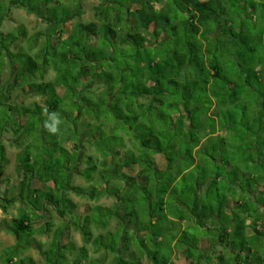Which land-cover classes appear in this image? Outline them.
Here are the masks:
<instances>
[{"label": "trees", "instance_id": "trees-1", "mask_svg": "<svg viewBox=\"0 0 264 264\" xmlns=\"http://www.w3.org/2000/svg\"><path fill=\"white\" fill-rule=\"evenodd\" d=\"M231 2L232 0H100L94 9V20L76 24L67 38L59 42L62 46L67 45L62 57L67 68L62 73L58 70L61 75L54 83L45 82L44 76L40 78L41 83L28 81L25 73H22V79L19 80V72L25 70L23 67L16 73L17 78L14 75L10 83L0 86L10 91L19 87L25 91L27 87L33 94L45 99L44 105L36 102L30 108L12 106L6 102L9 96L0 101V106L6 107L13 115L12 125L7 120L0 125V184L6 160L3 144L5 132L10 131L19 137L24 124L30 121L32 131L43 134L45 138H42L44 143L40 149L41 155L30 153L29 146L26 147V154L21 151L23 156L18 158L20 180L15 186L17 194L10 196L8 189L4 192L0 200L3 213L7 215L9 209L19 203L30 207L35 217L42 218L40 210L43 209L44 201L49 199V204L53 205L58 216L65 218L68 212H72H67V204L71 210L75 209L73 202L67 198V186L78 166L81 144L86 142L98 152V157H89L83 176L89 181L96 179L101 187L98 189L92 186L88 191L80 187L70 188L77 195L86 196L90 200L111 196L115 199V204L108 208L95 207L106 218L101 216L96 221L87 217L85 223L79 226L84 243L94 244L98 251L105 247L112 252L118 251L117 240L119 249L122 241L128 247L130 238L136 237L123 234L128 222L135 225L139 232L151 231L153 236H157L155 240L150 237L155 250L146 249V253L132 252L127 259L119 254L116 264H146L145 260L148 261L147 264H176L164 255L161 247L163 239L159 238L165 221L169 220L168 208L178 216L174 218L190 217L180 210L181 204L188 206L176 191L181 177H192L191 216L199 219H207L213 212L216 213L212 202L202 204L199 201L201 199L196 196L202 186H208L209 190L216 188L219 193L229 192L234 196L238 192L233 191L231 185L243 179L244 173H249L250 179L257 184L263 178L258 171L264 168V62L260 59L264 56V30L256 35L253 44H250L251 37L243 38L239 30L238 33L230 32L233 20L227 16L226 9ZM246 3H249L251 9H256L259 4L264 7V0H249ZM81 9V5L78 9L74 8L76 12ZM27 10L37 11L35 7ZM178 21L184 23L182 35L177 32ZM1 24L2 22L0 26ZM57 33L62 35L60 30ZM2 35L0 32V36ZM221 37H224L223 41ZM243 46H248L245 49L253 59H246L245 53H241ZM3 51H6V58L12 54L7 45L0 46V57L3 56ZM237 54L240 60L233 67L238 70L237 75L243 74V65H254L248 79L241 84H237V78H229L223 71L225 59L238 58ZM39 55L45 60L43 65L47 66L45 52L42 51ZM37 61L31 56L27 57L26 71L30 77L39 71ZM69 71H72L71 77H68ZM254 79L258 82V88L251 86ZM92 88L97 94L86 95ZM249 90L251 92L246 97ZM76 104L78 110L74 113L75 118L83 121L86 128L80 129L78 125L81 123H72L71 135L65 132L59 138L47 136L42 127L44 117L53 112H62L69 116L67 119L71 122L73 115L66 106L75 108ZM237 110L241 115L239 123L243 122L247 126L249 122L246 115L251 112L258 127L253 129L249 124V130L246 131L245 128L242 132L239 131L241 144H237L238 149L243 157H248L245 161L252 164H248L247 169L238 167L236 178L231 179L234 168L230 164V154L227 152L229 156L225 154L216 157L211 155V151L217 150L218 142L223 148L234 146L229 145V141L233 136L239 135V125L238 128L235 126L238 123ZM21 119H24L23 124H20ZM218 133L221 136L214 137ZM66 140L73 142L71 149L65 146ZM29 145L34 147V144ZM35 147L37 148L36 145ZM155 155L165 158V170L159 168ZM259 156H262L260 160ZM203 157L207 159V170L198 178V159ZM218 163H223L219 169L222 172L218 170ZM131 167L138 171L136 176H128L123 172ZM97 170L100 172L94 176ZM218 178L223 179L221 184L217 183ZM115 179L118 183L111 188L110 183ZM229 179L232 182L228 183ZM33 181L51 183L53 187L47 190L33 188ZM242 185L241 190L245 186ZM219 193L217 196L220 203L225 202V197ZM111 218L116 219L118 225L116 232L109 234L111 244L105 240L106 235L94 238L91 226L96 224L106 228ZM236 222L235 237L242 239L244 222L240 217L236 218ZM257 222L251 224L254 230L258 228ZM13 223L20 236L23 233H33L30 216L23 208L19 209L18 217ZM156 226L158 231L154 230ZM187 234L183 235V239ZM188 236L191 238L186 240L197 239L195 234ZM140 243L138 249L142 251L147 248L144 238ZM260 243L257 241L258 246H261ZM244 247L245 245L241 246ZM64 249L72 250L73 246ZM81 250L86 251V248L82 247ZM188 251L191 252L190 246L182 253L187 264H214L215 259L209 253L191 254ZM52 252L60 253V246ZM80 254L83 260L89 258L88 253ZM238 255L233 262L228 261L227 253L219 255L215 263L248 264L252 258L253 263L264 264V258L256 253L254 256L250 253L246 257L242 253ZM78 263L86 264L82 261ZM7 264L15 263L8 261Z\"/></svg>", "mask_w": 264, "mask_h": 264}, {"label": "rangeland", "instance_id": "rangeland-1", "mask_svg": "<svg viewBox=\"0 0 264 264\" xmlns=\"http://www.w3.org/2000/svg\"><path fill=\"white\" fill-rule=\"evenodd\" d=\"M248 1L249 0H232L231 5H229L226 11H227V16H229V18L230 19L232 18L233 20V23L231 24L229 31L230 32L232 31L233 33L235 32L238 33V30H239V32L243 34V38L249 39L248 37H251V43L250 42L249 43L253 44L254 43L253 40L256 37V35L261 34L262 31L264 30V21H263L264 7L259 4L256 9L255 8L251 9L249 3H246ZM70 3H72L70 0H0V22H2L0 26V32L3 33V35L0 36V46L3 47L7 45L8 48L10 49V52L13 54V55L11 54V56H13L12 59H11V56L6 58L5 57L6 51H3V56L0 57V86H2L3 84L5 86L7 85V83H10L14 75H15L14 78H17L16 73L19 72L21 68L23 67L25 68V70L23 71L21 70L19 72L20 73L19 80L22 79L21 78L22 73H25V75L28 78V81L35 82V83L36 82L41 83L40 81L41 76H44L45 82L54 83L60 74L58 70H60L61 73L65 72L67 65L63 64L62 57L64 56V53L66 51L65 48L67 47V45L63 44L62 46L60 45L59 42L61 41V39L64 40L67 38L68 34L71 31L70 27L72 25H75L76 21H79L80 19H82V22L87 23L89 22L90 19L92 20L93 18L92 10L98 4L97 2H91V3H88L87 5L84 4L83 11L81 13H87V19L85 20L83 16H81V18L78 17V19H75L74 15H76V11L71 7H67V5ZM5 5L8 6L7 9L5 8ZM34 7L37 10L36 12H29L27 10V8H34ZM177 24H179V26H177L178 27L177 32H179V34L182 35L184 23L183 22L181 23V21H178ZM61 29H62V35H58L57 31ZM223 38L224 37H221V41H223ZM247 47L248 46H243L240 49L241 53H245L246 59L247 58L253 59L252 55H250L248 51H246ZM42 51L45 52V58L48 59V65L47 66L45 65L46 67L43 65L45 60H43L39 55L40 52ZM237 55H238V58L236 57V58H231V59H225L223 63V71L225 72L226 75L229 76V78L231 77H233L232 79L237 78V84H241L248 79L250 70L252 69L254 65L251 63L249 65L248 64L243 65V72H242L243 74H241V76L237 75L238 70L233 68L234 64H237L238 61L240 60L239 54ZM29 56L35 58L36 61L39 58V60L37 61L39 64V71L35 74V76H32V77H30V75H27L29 74V72L26 71L27 69L26 61H27V57ZM260 59H262V62H264V56H261ZM71 76H72V71H69L68 77H71ZM76 84L78 83L76 82ZM251 86L256 87V88L259 87L258 82H256L255 79L252 81ZM247 88L249 87L247 86ZM87 92H86V95L88 94V96L97 94V91H95L94 88H92L91 90H88ZM249 92H251V90L247 91L246 97L249 96L248 94ZM253 93L256 94V92H253ZM6 96H9L6 102L10 103L12 106H24V107L30 108L36 102L40 103L41 105L45 104L44 97L33 94L27 87L25 91L21 90L20 87L19 89L16 88L12 91L8 90V88L5 90L4 87H0V101L4 99ZM74 106L75 108L71 107L70 105L66 106L67 108H69L70 110L69 113H71L72 115L78 110V109L76 110L77 104ZM233 111L235 112V110ZM236 113H237L238 123L235 124V126L236 128H238V125H239V129H238L239 135L233 136L229 141V145H234V146H231V147L227 146L226 148H223L222 146H220V143L218 142L217 150L216 151L210 150L211 155L216 156V157L218 156L222 157L225 154L229 156L230 154L232 158L230 164L234 168L233 169L234 174L233 176L230 177L231 179L236 178V175L238 174L237 173L238 167L242 168L243 166L245 169H247V165L252 164L251 162L245 161L248 157L245 155L243 157L242 156L243 154H241V151L238 149L237 144H241L240 142L241 133L240 132H242V130L245 128H246L245 129L246 131L249 130L248 129L249 124L251 125L253 129H256L258 127L256 123L254 122L255 120L251 112H248V114L246 115L248 122H249L247 126H244L243 122L239 123V121L241 120V115L238 110L236 111ZM61 115L64 117L66 121H68L67 117L69 116H66L62 112H61ZM12 117H13L12 113H10L6 107L0 106V125H3L2 121L4 120H7L9 125L10 124L12 125V121H13L11 120ZM247 119H245V122H247ZM23 123H24V119L23 120L21 119L20 124H23ZM31 124H30V121L29 123L27 121L24 124L23 130L19 137L10 131H6L3 136L4 141H7V144H6L7 150H9L8 145H11L13 149V150H9L10 154L7 153V158H10V160H12L13 162L15 161L16 166L19 165L18 158L23 156L21 155L22 154L21 151L23 150L25 154L26 152H28V150L26 149L27 146L30 147V150H29L30 153L41 155L40 149L43 148V143H44L45 138L43 137V134L40 133L39 135V133L32 131L33 127ZM85 125H86L85 123H81V125H78V126L80 129H84L86 128ZM263 126H264V122H263ZM26 137L28 138L27 145L25 144L26 142L25 140L27 139ZM42 138H44V140H42ZM209 139H213V137H209ZM67 141L68 140L65 141V144ZM213 142H216V140H213ZM70 143L72 144V142ZM18 144L23 145L21 146L23 147L21 150ZM29 144L31 145L34 144V147L30 146ZM35 145L37 146V148L35 147ZM81 146H82L81 155H79L80 164L73 171L71 175L73 177H71L70 186L80 187L85 190L91 189L92 186L93 187L96 186L100 188L101 185L99 183H96L97 182L96 179L89 181V180H86L83 176V171L88 167L87 161L89 160V157L90 156L94 158L98 157V152H96V150L93 147L89 146V144L86 142L82 143ZM33 149H35L36 151L33 152L32 151ZM200 159L201 161H199ZM200 159H198L200 167L196 171V175L198 178L200 177V175H203V172L205 170H207V167L205 169V164L207 163L206 161L207 159L205 157L200 158ZM161 162L162 164L164 163L163 160ZM15 163L12 164L11 161L7 163L5 167L6 176L3 179V180L5 179L7 180H5V183L2 184L3 186L0 184V188H3L5 185H10V186L14 185L15 187L16 184L19 182L20 177H19V173L14 168ZM219 169L220 167L218 168V170ZM263 170L264 168H262L261 171H258L259 174H261V176L263 177L259 181L260 184L255 183L252 179H250L249 176L246 178L240 179V181H242L241 186H243L242 184L245 185L243 187L244 191H241V188L237 187V191L239 194H237L238 195L237 197L236 195H234L233 196L234 199L230 197V195L227 192L220 191L219 193V192H216L217 191L216 188H212L204 192L202 191V193L200 194L201 200L199 201L202 204H209L212 202V205H214L213 207L214 211L216 209V211L218 212L220 207L222 205L224 206L225 203L224 202L220 203L221 200L217 196V193H219L220 195L222 193V196L225 197V199L231 198L232 200H236V201H239L242 199L243 206L233 207L232 216H226L225 220L231 221V219L235 220V218L237 217L241 218L242 216L244 219H246L248 216V214L245 213L246 211L250 214V217L248 218L249 222L247 223L252 224L253 222L258 221L259 223H261L259 225V228L260 230H262V232L256 233L254 232L255 230L253 226L252 228L248 227V229L254 230V231H251L252 236L247 235L246 232H245V237H243L242 239L236 238L234 235H231L230 244L232 247L236 249L241 248V246L243 247L245 245L246 249L251 248L253 256H254V253H256L259 256L264 258V171ZM98 172H100V170H97V172L94 173V176H97ZM220 172H222V169ZM231 179L228 180V183L232 182ZM191 181H192L191 176L182 177V179L177 183V190H176L177 192H179L181 199L184 200V202H187L189 208L192 207V204H191L192 196L190 193L191 192V189H190ZM35 183L40 184V182L38 181H35ZM117 183L118 182L116 181V179L112 180L110 183V187L111 188L116 187ZM219 186L220 188L222 187L221 185ZM5 191L6 189L4 190V192ZM16 194H17V191H16ZM197 194H198V191H197ZM10 196H12L11 193H10ZM70 198H72L74 202L77 204L76 212L82 217L80 218L77 216L74 219V221H71V225H74V224L78 225V223H81V222L85 223L87 217H90L91 219L99 221L102 215L99 210H95L97 209V206L108 208V207H112L115 204V199L111 196H106V197H102L99 200L97 199L95 201L93 200L91 201L87 197L85 198L81 196H76L73 193V195L70 196ZM86 205L91 206V210L89 207L88 208L84 207ZM10 209H11L10 214H12L13 216H17L19 213L20 204H16ZM66 210L67 212L71 211V207L68 204H67ZM168 214L173 218L174 217L178 218V216L174 215V212L170 208H168ZM102 217L106 218L105 216H102ZM192 218L196 219L193 216ZM53 222L54 223L52 225V231L56 230L58 235L56 236L53 235L52 242H49V241L47 242L45 241V239L36 241L28 233L21 234V239L16 243V246H15L17 247L16 250H15V247L8 248L5 243L0 242V264H7L8 261H12L15 264H22L21 263L22 261H25V264H35L38 260L32 258L33 257L32 253L27 252L28 250L27 245H30L32 243L39 244L41 248L37 249L38 251L44 249L45 247H50L53 251L55 249H59V242L61 241L63 235L65 234V231H67L66 230L67 226L61 223L57 224L56 220H54ZM14 225L15 224L12 221H11V224L9 223L10 227H14ZM234 227L235 226H233L232 228ZM117 228H118L117 221L116 219H112V218L108 220L106 229L105 228L103 229L101 226H97L96 224L91 226V230L94 235V238H97L100 235H106L105 240H108L109 244H111L110 243L111 239H110L109 234L115 233ZM191 228H195V227L191 226ZM43 229L46 230V228H43ZM154 230L158 231L159 229L156 226L154 227ZM207 230L208 229L203 230L201 227H199V230L197 229V233L199 234V237L202 236V238L200 239H205V238L210 237L209 232H207ZM169 233L165 235L163 239V246H161L164 255L172 259L173 251H175L173 261L176 262V264H187L188 262L185 259V257L182 256V253H176V251H181V249H183L186 245V247L188 246L191 247V252L188 251V253L198 254L197 253L198 245H202V242L201 241L196 242V239L186 240L187 238L189 239L191 238L190 236L187 235V237H184V239L182 237L179 241H176L174 243L173 239L177 236V233H171V234ZM186 233L191 234L190 228L187 229ZM75 234L76 233L73 231L70 236H74ZM41 236H44V235H41ZM49 237H52V234H50ZM74 239H76L77 242H75L76 244L73 247V251H72L73 253H66V249L64 248H61L60 253H55V252L53 253L52 251L48 252V250L50 249L49 248L46 251H44L47 253H37V255H40L39 264H69V262L70 264H80L77 262L71 263L72 260L79 259L78 256L81 258L80 253H88L89 258L85 260L86 264H91V262H94V264H116V262L119 261V257H120L119 253H117V251L108 252L110 249L108 247H105L104 249L98 251L96 250V247L94 246V244L90 246L86 244L85 248L87 251L81 250L79 247H82V245H84V239L81 233H79L77 235V238L75 237ZM257 241L261 242L260 243L261 246L257 245ZM152 242L153 241H150L148 243L147 248L141 251L140 249H138V246H140L141 243L138 242V240L135 238L134 239L135 245H133V249L137 250L136 253H146L147 250L154 251L155 245ZM116 243H117V249H119V240H117ZM20 246L23 247L24 250L27 247L25 253L23 250H21V253H17L19 250L18 248ZM76 246L78 248H76ZM67 250L70 251L71 249H67ZM122 253L124 252H121V254ZM222 254L225 255V253H209V256L214 257L215 259L214 264H216L215 263L217 262L216 258ZM129 255L130 253H125L124 257L127 259ZM25 256L27 258H24ZM238 256H239L238 253H234V254L227 253V258L229 259L228 260L229 262H233L235 258H237ZM145 263L147 264L148 261L145 260ZM253 264H257V263L254 262Z\"/></svg>", "mask_w": 264, "mask_h": 264}, {"label": "crops", "instance_id": "crops-1", "mask_svg": "<svg viewBox=\"0 0 264 264\" xmlns=\"http://www.w3.org/2000/svg\"><path fill=\"white\" fill-rule=\"evenodd\" d=\"M70 1L72 2V0H70ZM91 2H95V1L91 0ZM81 7H82V9L80 11L76 12V15H74L75 19H78V17L81 18V16H82L81 12L83 11V7H84L83 3H81ZM95 7L92 10V13H93L92 20H94V11H95L94 9H95ZM92 20L90 19L89 22L92 21ZM80 22H82V19H80L79 21H76L75 25L80 23ZM82 23H86V22H82ZM75 25H72L70 27L71 31H72V29H73V27ZM60 31L62 33V29ZM220 136L221 135L218 133L214 137L219 138ZM27 140H28V138L25 140L26 141L25 144H27ZM70 142H72V141L68 140L66 142V144H65V146L68 149H71L73 147V142H72V144ZM202 143H204V141H202ZM3 144L5 145L6 160H5V163H4V174L2 176L1 185L5 183V180H7V179L3 180L4 177L6 176L5 167H6L7 163L9 161H11L12 164L15 163V161L13 162L12 160H10V158H7V153H9L10 151L7 150V148H6L4 137H3ZM21 146H23V145H21ZM21 146H20V150L22 149ZM154 158L157 161L160 169L165 170L167 168V162H166L165 158L162 155H155ZM261 158H262V156H259V160ZM162 160L164 162L163 164L161 162ZM79 164L80 163H78V165ZM218 164L220 165V168L223 166L222 165L223 163H218ZM14 168L18 172V166H16V163H15V167ZM123 172L126 175H128V176H136L138 171L136 169H134L133 167H131V168L124 169ZM243 176H244V178H246V177L249 176V173H244ZM71 177H73V176H70L68 186H70V184H71ZM181 178H180V180H181ZM222 181H223L222 178H218L217 183L221 184ZM51 186L53 187V185L51 183L50 184H41V183L38 184V183H35V181L32 182V187L33 188H42L43 190H47ZM68 186H67V198L73 202V204L75 205V209L71 210L72 212H68V214L63 219L58 216L57 212L54 210L53 205L49 204V199H46L44 201L43 209L40 210V214L43 215L42 218L35 217V215L32 214L33 211H32V209L30 207L20 204V209L23 208L24 212L30 216V223H31L32 230H33V233H31L30 236H32L33 239H35L36 241H39L41 239L42 240L45 239V241H47V242L48 241L49 242L53 241V235L54 236L58 235L56 230L52 231V225L54 223L53 221L56 220L57 224L61 223V224H64V225L67 226V228H66L67 231H65V234L63 235L61 241L59 242L60 249L61 248H65V247H72V246L74 247L75 246V244H76L75 242H77V240L74 239V238L75 237L77 238V235L79 233H81L80 227L83 225V222L78 223V225L77 224L71 225V221H74V219L77 216L80 217V218H82V217H81V215H79L76 212L77 204L74 202V200L72 198H70V196H72L73 193L76 196H79V195H77L76 192L73 191L72 188H69ZM258 186H260V185H258ZM94 187H96V186H94ZM237 187L241 188V181L240 180H237V182L235 184L231 185V188H233V191L236 190V192H238L237 191ZM98 189H100V188H98ZM6 190H7V188H6ZM88 190H86V191H88ZM207 190H208V186H206V185L202 186V188L198 189V194H196V196H198L200 198V196H201L200 194L202 193V191L204 192V191H207ZM241 191H244V190L242 189ZM251 193H253V192H251ZM228 194L230 195V197L233 198L232 193L228 192ZM237 196L238 195H236V197ZM81 197H83V196H81ZM85 198H86V196H85ZM93 201H95V200H93ZM242 202H243L242 199L239 200V201H236V200H232L231 198H227L225 200V202H224L225 203L224 206L220 207L218 212L215 209L216 213L213 212V214L210 217H208L207 219L204 218V217H202V219H199V218L193 219L192 216H191L192 215L191 214L192 210L189 208V206H184L183 204H181L180 210L181 211H185L188 215H190V217L188 219H177V218H173V217L169 216V220L165 221V223L163 225L164 227H163V230H162V236L159 239H164L165 235L168 234L169 232H170L169 234L177 233V236L173 239V241L175 243L176 241H179L183 237V235L186 233L187 229L190 228L191 234L197 235L196 242H200V241L202 242V245H198V252L197 253H231V254L242 253V256L246 257L248 254L252 253L251 248L250 249L247 248L249 250H247L245 247L236 249V248L232 247L231 244H230L231 235L235 236V230H234L235 228H232V227L236 226V223H237L236 222V218H235V220L231 219V221H226L225 220L226 216H232L233 207H235V206L240 207ZM17 204H19V203H17ZM15 205H13V206H15ZM1 207H2V202L0 201V225H1L0 226V242L5 243L8 248H13V247L16 246V243L21 239V236H20V234H18L17 230L14 227H10L9 226V223L11 224V221L13 222V220L15 218H17L18 215L17 216H13L12 214H10L11 209H9L8 214L5 215L3 213ZM84 207H86V208L89 207L90 210H91V206H89V205H86ZM74 215H75V217H74ZM249 217H250L249 214H248L246 219H244L243 216L241 217L242 222H244L243 225H242V227H243V235L242 236L243 237H245V232L247 233V235L252 236V232L251 231H254L253 229H248V227L252 228L251 224L247 223V222H249V220H248ZM260 224L261 223L257 222L258 228H256V230L254 232H256V233L262 232V230H260V228H259ZM174 226H176L177 228H174ZM191 226L195 227V228H191ZM261 226H263V225H261ZM199 227H201L203 230L204 229H208L207 232H209L210 237L209 238H205V239H200V238H202V236L199 237V234L197 233V229L199 230ZM43 228H46V230H44ZM192 230H193V232H192ZM73 231L76 234L74 236H70ZM38 232H40V233H38ZM126 233L130 237H133L134 235H136L135 238L138 240V242H140L144 238L145 242L147 243V245L150 242V240H149L150 237H153L154 240L157 237L155 235L153 236L151 231H141V232H139V230L137 229V227L135 225H131L128 222H126L125 228L123 230V234H126ZM50 234H52V237H49ZM41 235H44V236H41ZM130 241H131V243H130V246H128V247H126L125 246V242L122 241V245H121L120 249H118V251H117V253H119V254H121V252H124V253L121 254V257H124L125 253H132L134 251L137 252V250L133 249V245H135L134 238H130L129 242ZM222 241H225V242H222ZM85 245L86 244L84 243V245H82V247H85ZM90 245H92V244H88V246H90ZM27 247H28L27 252L28 253H32V255H33L32 258L38 260L35 264H39L40 263V261H39L40 255H37V253H47V252H44V251H46L47 249L50 248V247H45L44 249H42L43 251L42 250L38 251L37 249H39L41 247L37 243H32L30 245H27ZM82 247H79V248L81 249ZM26 248L24 250L23 247L20 246L18 248L20 250V252L18 250L17 253H21V250H23L24 253H25ZM76 248H78V247L76 246ZM186 249H187V247L185 245V247L183 249H181V251H176V253H184L186 251ZM96 250H97V248H96ZM49 251H52V249L50 248L48 250V252ZM72 251H73V249L70 250V251L66 250V253H73ZM108 252H111V250L109 249ZM174 253H175V251H173V255H172V259H171L172 261H173ZM182 256H184V255L182 254ZM20 257H21V255H20ZM24 258H27V257L25 256ZM78 258L79 259H77V260L75 259V263L76 262L78 263L79 261H82L83 263H86L85 260H83L82 256H81V258L78 256ZM23 262H24L23 264H25V261H23ZM12 263H14V262H12ZM174 263H176V262H174ZM248 264H253L252 258L249 259Z\"/></svg>", "mask_w": 264, "mask_h": 264}, {"label": "clouds", "instance_id": "clouds-1", "mask_svg": "<svg viewBox=\"0 0 264 264\" xmlns=\"http://www.w3.org/2000/svg\"><path fill=\"white\" fill-rule=\"evenodd\" d=\"M91 0H72V3L68 4L67 7L71 8H79L81 3L87 5L90 3ZM95 2L100 3V0H95ZM127 7V5H125ZM7 5H5V8L7 9ZM83 18L87 19V13H82ZM72 123L80 124L83 123V121L76 120L75 115L72 116V121H66L64 117L57 112H53L51 114H48L44 117L42 121V127L46 133L47 136L50 138H59L61 133L67 132L69 135H71V128ZM5 144H7V141H5ZM9 150H13L11 145H8ZM9 189L10 193L12 195H16V189L13 186L5 185L3 188H0V200H2L4 190Z\"/></svg>", "mask_w": 264, "mask_h": 264}, {"label": "flooded vegetation", "instance_id": "flooded-vegetation-1", "mask_svg": "<svg viewBox=\"0 0 264 264\" xmlns=\"http://www.w3.org/2000/svg\"><path fill=\"white\" fill-rule=\"evenodd\" d=\"M81 150H82V149H81ZM73 262H75V260H72V261H71V263H73ZM69 264H70V262H69Z\"/></svg>", "mask_w": 264, "mask_h": 264}]
</instances>
